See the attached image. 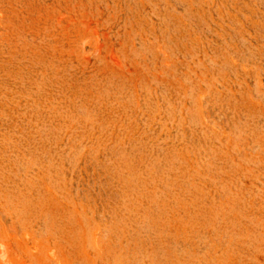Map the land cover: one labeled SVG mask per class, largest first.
<instances>
[{"label":"rangeland","instance_id":"1","mask_svg":"<svg viewBox=\"0 0 264 264\" xmlns=\"http://www.w3.org/2000/svg\"><path fill=\"white\" fill-rule=\"evenodd\" d=\"M0 264H264V0H0Z\"/></svg>","mask_w":264,"mask_h":264}]
</instances>
